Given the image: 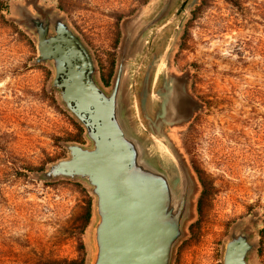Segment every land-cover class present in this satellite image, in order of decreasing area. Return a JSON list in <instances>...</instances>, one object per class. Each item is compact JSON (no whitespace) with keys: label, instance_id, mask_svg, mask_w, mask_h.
<instances>
[{"label":"rangeland","instance_id":"obj_1","mask_svg":"<svg viewBox=\"0 0 264 264\" xmlns=\"http://www.w3.org/2000/svg\"><path fill=\"white\" fill-rule=\"evenodd\" d=\"M165 1L8 0V10L0 13V264H58L85 255L73 221L82 211L87 185L41 180L39 173L68 155L66 142L90 141L85 130L83 140H75L79 122L51 89V67L33 62L36 35L20 21V8L58 11L96 60L109 51L117 19L130 10L142 9L144 23L168 1L170 17L183 0ZM187 10L171 56L193 70L196 90L206 102L205 134L199 145L192 133L168 137L187 163L202 156L206 176L204 190L192 195L191 216L172 264H222L224 242L239 220L256 242L251 262L264 264V0H189ZM149 150L177 178L168 149L152 141ZM93 221L94 216L83 235L85 264L93 253Z\"/></svg>","mask_w":264,"mask_h":264},{"label":"water","instance_id":"obj_2","mask_svg":"<svg viewBox=\"0 0 264 264\" xmlns=\"http://www.w3.org/2000/svg\"><path fill=\"white\" fill-rule=\"evenodd\" d=\"M189 0H183L171 24ZM168 1L147 24L154 25ZM20 21L36 35L35 64L53 71L51 89L84 128L89 144L66 142V157L39 173L41 180L70 179L85 183L93 197L94 221L89 230L90 264H172L178 242L191 216L196 182L180 151L164 133L154 137L174 160L177 178L162 168L149 143L132 126L123 103L122 57L113 87L108 91L97 75L92 50L65 16L53 8L33 12L22 7ZM256 242L248 224L237 221L224 242L222 264H253Z\"/></svg>","mask_w":264,"mask_h":264},{"label":"flooded vegetation","instance_id":"obj_3","mask_svg":"<svg viewBox=\"0 0 264 264\" xmlns=\"http://www.w3.org/2000/svg\"><path fill=\"white\" fill-rule=\"evenodd\" d=\"M145 4L147 3L144 2L143 5ZM172 4L173 0H171ZM160 10L161 8L154 10L151 18L144 23L142 9L130 10L127 16L117 19L109 51L96 59L97 75L102 85L109 91L114 85L123 57L125 69L122 97L126 113L135 131L148 143L155 142L154 137L160 132L173 140L175 133H192L195 144L199 145L202 135L205 134L202 131L201 113L205 109L206 102L196 90L197 83L190 66L180 64L176 56H171V44L183 30L189 11H182L173 23L163 28L152 41L156 30L170 20L167 15L172 9L168 8L154 25L145 29ZM176 22L179 23L174 26ZM172 31L174 35L171 36ZM178 150L187 166L193 168L195 191H203L206 175L204 163L201 162L202 156H196L199 159L191 164L187 163L181 147H178ZM196 150L202 153L205 149Z\"/></svg>","mask_w":264,"mask_h":264},{"label":"trees","instance_id":"obj_4","mask_svg":"<svg viewBox=\"0 0 264 264\" xmlns=\"http://www.w3.org/2000/svg\"><path fill=\"white\" fill-rule=\"evenodd\" d=\"M7 10H8V0H2L0 3V13L3 11H7ZM48 73L50 74V70H48ZM49 98L56 101V97L54 94H51ZM75 123L79 130V134L75 138V140H83V131H84L83 126L77 122ZM202 206L203 204L199 203L200 210ZM92 217H93V197L85 189V202L82 205V211L81 213H79L77 216L74 217V221H73L74 228L79 234L78 238L80 240L81 247L84 250L83 252H85V255H83V257L80 260L65 261V262H60L58 264H85L86 263V246L83 240V235L87 227L90 225Z\"/></svg>","mask_w":264,"mask_h":264}]
</instances>
